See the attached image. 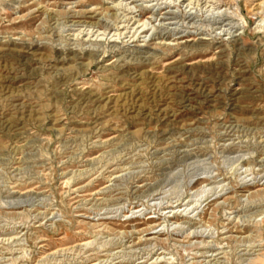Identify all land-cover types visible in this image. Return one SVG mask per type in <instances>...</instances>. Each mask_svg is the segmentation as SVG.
<instances>
[{
  "label": "rangeland",
  "instance_id": "1",
  "mask_svg": "<svg viewBox=\"0 0 264 264\" xmlns=\"http://www.w3.org/2000/svg\"><path fill=\"white\" fill-rule=\"evenodd\" d=\"M0 264H264V0H0Z\"/></svg>",
  "mask_w": 264,
  "mask_h": 264
}]
</instances>
